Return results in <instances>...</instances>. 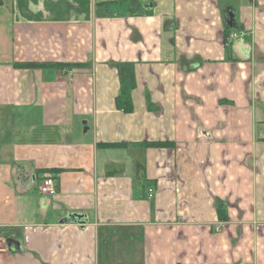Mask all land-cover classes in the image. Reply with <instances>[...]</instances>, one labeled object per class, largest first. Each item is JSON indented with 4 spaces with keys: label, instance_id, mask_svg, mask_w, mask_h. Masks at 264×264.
Wrapping results in <instances>:
<instances>
[{
    "label": "crops",
    "instance_id": "1",
    "mask_svg": "<svg viewBox=\"0 0 264 264\" xmlns=\"http://www.w3.org/2000/svg\"><path fill=\"white\" fill-rule=\"evenodd\" d=\"M0 237V264H264V0H0Z\"/></svg>",
    "mask_w": 264,
    "mask_h": 264
},
{
    "label": "built area",
    "instance_id": "2",
    "mask_svg": "<svg viewBox=\"0 0 264 264\" xmlns=\"http://www.w3.org/2000/svg\"><path fill=\"white\" fill-rule=\"evenodd\" d=\"M40 192L46 195L55 196L56 191V181L55 178L50 175H44L41 184H40ZM153 195V189L148 188V196L151 197ZM3 243V239L0 237V244Z\"/></svg>",
    "mask_w": 264,
    "mask_h": 264
},
{
    "label": "trees",
    "instance_id": "3",
    "mask_svg": "<svg viewBox=\"0 0 264 264\" xmlns=\"http://www.w3.org/2000/svg\"><path fill=\"white\" fill-rule=\"evenodd\" d=\"M16 65L17 66H20V67H42V66H50L49 64L36 63V62H23V63H17ZM218 215H220V217L223 218V216H221V214L219 212V209H218Z\"/></svg>",
    "mask_w": 264,
    "mask_h": 264
},
{
    "label": "water",
    "instance_id": "4",
    "mask_svg": "<svg viewBox=\"0 0 264 264\" xmlns=\"http://www.w3.org/2000/svg\"><path fill=\"white\" fill-rule=\"evenodd\" d=\"M8 246H9V248H14V249H16V247H15V246H16V244H15V243H13V242H12V243H9V245H8Z\"/></svg>",
    "mask_w": 264,
    "mask_h": 264
}]
</instances>
